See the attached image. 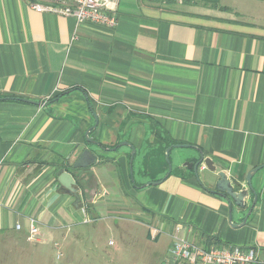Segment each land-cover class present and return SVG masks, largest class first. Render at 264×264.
<instances>
[{"label":"crops","instance_id":"1","mask_svg":"<svg viewBox=\"0 0 264 264\" xmlns=\"http://www.w3.org/2000/svg\"><path fill=\"white\" fill-rule=\"evenodd\" d=\"M117 18L78 25L0 0V264H52L106 218L147 221L168 249L177 235L251 246L264 264V0H121ZM157 132L195 147L164 179ZM196 148L217 167L199 180L181 166ZM85 150L96 163L74 168ZM257 168L244 209L216 191L220 171L240 191Z\"/></svg>","mask_w":264,"mask_h":264},{"label":"rangeland","instance_id":"2","mask_svg":"<svg viewBox=\"0 0 264 264\" xmlns=\"http://www.w3.org/2000/svg\"><path fill=\"white\" fill-rule=\"evenodd\" d=\"M123 149L128 152L126 147ZM188 149H173L172 169L176 170L178 164L175 153H187ZM207 173L200 172L199 175L204 178ZM143 222L149 225V222ZM142 223L124 224L106 218L83 225L78 232H73L69 241H63L58 249L55 248L52 264H163L170 239L161 235L158 240H152L148 228Z\"/></svg>","mask_w":264,"mask_h":264},{"label":"built area","instance_id":"3","mask_svg":"<svg viewBox=\"0 0 264 264\" xmlns=\"http://www.w3.org/2000/svg\"><path fill=\"white\" fill-rule=\"evenodd\" d=\"M121 0H27L28 6L38 13H49L73 18L78 25L92 24L114 29L118 24L117 10ZM21 229V225H17ZM154 238L161 233L152 227ZM182 227H176L181 232ZM29 240L40 242V230L34 220L29 229ZM111 245L114 243L111 242ZM258 252L254 247L233 244L203 245L189 237L174 236L163 264H254Z\"/></svg>","mask_w":264,"mask_h":264},{"label":"water","instance_id":"4","mask_svg":"<svg viewBox=\"0 0 264 264\" xmlns=\"http://www.w3.org/2000/svg\"><path fill=\"white\" fill-rule=\"evenodd\" d=\"M123 145H129L128 143H122ZM130 146V145H129ZM131 147V146H130ZM132 148V147H131ZM177 148H195L190 145H174L166 149V163L169 165V171L166 177H168L172 172L171 162H170V153L173 149ZM197 149V148H196ZM198 150V149H197ZM199 151V150H198ZM200 160L196 163L194 162H186L183 164L184 168L189 170H193L195 177L199 180V168L202 164L206 166V168L213 173L217 172V167L214 164V161L210 158H205L204 154L199 151ZM135 155V149L132 148V159H131V169L133 164V156ZM92 159H89V158ZM97 158L89 151L85 150L77 159L74 164V168H84L89 165L95 164ZM259 171V168L254 169L250 173L246 175V183L248 184V189L236 191L234 185L229 179L228 175L224 171H220L218 173L219 180L215 185L216 191L221 194L228 202L234 203L240 209H244L246 204L245 200L249 196V192L252 191L254 193V189L252 186V178ZM58 182L61 184L63 188H65L70 194L74 195L76 198V205L79 206L80 196L78 194V189L76 188V181L73 176L63 169L57 172ZM159 184V183H156ZM245 224V223H244Z\"/></svg>","mask_w":264,"mask_h":264},{"label":"trees","instance_id":"5","mask_svg":"<svg viewBox=\"0 0 264 264\" xmlns=\"http://www.w3.org/2000/svg\"><path fill=\"white\" fill-rule=\"evenodd\" d=\"M156 140H157V142H156L157 143V147H159L158 150H160L159 152L162 153L163 162L165 163V165L167 167L166 169L168 171L169 166L167 165L166 160H165L166 149L171 147V146L177 145L178 142L173 140V139H171L170 137H168V135L162 134V133H158V132L156 133ZM134 158H135V156H134ZM170 160H171V153H170ZM172 172H173V169H172Z\"/></svg>","mask_w":264,"mask_h":264}]
</instances>
